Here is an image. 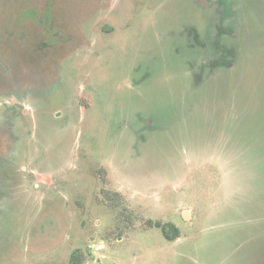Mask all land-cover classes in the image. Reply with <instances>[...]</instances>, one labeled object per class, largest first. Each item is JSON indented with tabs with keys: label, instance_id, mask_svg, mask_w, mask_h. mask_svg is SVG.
<instances>
[{
	"label": "rangeland",
	"instance_id": "rangeland-1",
	"mask_svg": "<svg viewBox=\"0 0 264 264\" xmlns=\"http://www.w3.org/2000/svg\"><path fill=\"white\" fill-rule=\"evenodd\" d=\"M74 261L264 264V0H0V264Z\"/></svg>",
	"mask_w": 264,
	"mask_h": 264
},
{
	"label": "trees",
	"instance_id": "trees-1",
	"mask_svg": "<svg viewBox=\"0 0 264 264\" xmlns=\"http://www.w3.org/2000/svg\"><path fill=\"white\" fill-rule=\"evenodd\" d=\"M222 4L224 6L225 13L229 14L231 12L229 8L230 4L226 1H222ZM160 227L165 238L172 240L178 236V229L175 226L170 224H163L160 225ZM74 264H77V262L74 261Z\"/></svg>",
	"mask_w": 264,
	"mask_h": 264
}]
</instances>
